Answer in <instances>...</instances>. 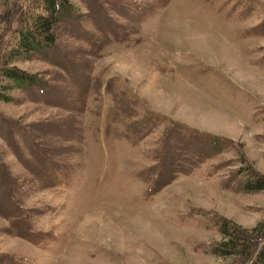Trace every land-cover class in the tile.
<instances>
[{
  "label": "rangeland",
  "instance_id": "obj_1",
  "mask_svg": "<svg viewBox=\"0 0 264 264\" xmlns=\"http://www.w3.org/2000/svg\"><path fill=\"white\" fill-rule=\"evenodd\" d=\"M32 1L0 0V73ZM68 1L8 65L30 82L0 75V264H250L264 0Z\"/></svg>",
  "mask_w": 264,
  "mask_h": 264
},
{
  "label": "trees",
  "instance_id": "obj_2",
  "mask_svg": "<svg viewBox=\"0 0 264 264\" xmlns=\"http://www.w3.org/2000/svg\"><path fill=\"white\" fill-rule=\"evenodd\" d=\"M34 4L32 1V6L30 7V9H27V11H25L24 15L21 17V25L16 30V38H14L15 40L11 46H7V48L9 49L8 53L2 59L3 61H5L7 67L2 69L0 75H4L9 79L14 80L17 84V87H20L27 81L30 82L31 76L24 72H20L19 69H17L15 66L8 65H11L14 60L29 58L32 53L40 51L45 47L52 46L55 41V36L53 33L55 25L60 19L61 14L69 13L72 9L71 3L68 0H40L38 3L39 6H35L33 9ZM37 7H40V9ZM2 98L6 99L7 97H5V94H1L0 99ZM256 188H264V177L261 176L245 185L246 190H252ZM221 228L222 227H220V229ZM232 231L231 233H228L224 229H222L221 233L225 235L222 237L225 238L226 236H228V239L219 242L216 250L217 254L221 255L223 253H226L224 250L227 246L231 244L236 245V241L244 238V249L247 248L246 255L250 256V248H254L253 244H256L257 239L259 238V232L253 235H244L243 237L239 235L236 230ZM261 237V252H258L255 257L245 256V262L250 261V264H264V240L262 239L261 241Z\"/></svg>",
  "mask_w": 264,
  "mask_h": 264
}]
</instances>
